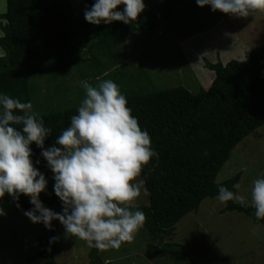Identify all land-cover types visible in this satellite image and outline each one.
<instances>
[{"label": "trees", "instance_id": "trees-1", "mask_svg": "<svg viewBox=\"0 0 264 264\" xmlns=\"http://www.w3.org/2000/svg\"><path fill=\"white\" fill-rule=\"evenodd\" d=\"M5 2L6 10L0 14V21L5 22L0 23L3 51L0 94L22 103L31 102L30 77L62 72L87 61L84 49L97 48L107 54L135 33H154L159 17L171 19L176 9L185 3L192 9L201 8L196 0H157L146 6L137 21L101 23L79 39L70 0ZM84 2L91 9L96 0ZM123 7L119 6L118 10L122 11ZM205 66L214 72L207 90L191 93L183 87H175L126 95L127 106L140 127L149 133L152 148L157 153L141 175L148 205L136 206L144 212V228L157 245L172 236L177 223L187 214L196 212L205 198H216L218 186H226L236 193L240 173L220 183L215 179L237 144L264 125V43L252 48L244 61L231 60L224 65L205 63ZM78 107L39 115L52 130L45 139V149L58 146L55 144L57 136L70 126L71 117L78 114ZM31 149L33 164L47 181L46 190L39 199L45 207L62 204L55 194L54 173L42 156V149L35 143ZM4 198L19 213L34 207L26 195L21 194L18 201L7 193ZM223 211L243 213L264 227V219L258 220L251 206L242 207L228 201ZM38 224L45 227L43 223ZM42 240L47 246L46 239ZM166 246L174 250L177 259L183 258L184 248L180 244ZM55 252L56 247L52 245L45 264H55ZM96 252L91 261L102 264L98 263ZM158 252L169 251L160 248Z\"/></svg>", "mask_w": 264, "mask_h": 264}, {"label": "rangeland", "instance_id": "rangeland-1", "mask_svg": "<svg viewBox=\"0 0 264 264\" xmlns=\"http://www.w3.org/2000/svg\"><path fill=\"white\" fill-rule=\"evenodd\" d=\"M70 1L77 37L83 39L97 25L85 20V10L90 8L84 0ZM156 1L144 3L148 6ZM5 8V0H0V14ZM157 23L154 33H135L107 54L97 48L84 49L87 61L62 72L30 77L33 110L41 115L79 106L85 96V80L95 86L110 79L125 96L175 87L191 93L207 90L214 72L205 63L244 61L252 48L264 43V13L259 11L240 18L213 12L210 5L192 9L185 3L171 19L159 17ZM237 173L236 194L251 201L253 181L264 178V125L237 144L215 182ZM146 205L143 183L136 206ZM0 207L6 213L0 216V264H45L49 255V247L42 240L46 227L16 212L4 197ZM224 207L217 198H205L196 212L177 223L173 235L161 245L143 227L131 244L104 252H96L85 241L67 234L64 226L53 220L51 238L57 237L51 241L56 247L53 260L55 264H93L91 256L96 252L102 264H264V227L243 213L224 212ZM47 208L62 214V204ZM166 244H180L183 258L177 259ZM160 248L169 252L160 254Z\"/></svg>", "mask_w": 264, "mask_h": 264}, {"label": "clouds", "instance_id": "clouds-1", "mask_svg": "<svg viewBox=\"0 0 264 264\" xmlns=\"http://www.w3.org/2000/svg\"><path fill=\"white\" fill-rule=\"evenodd\" d=\"M196 3L233 17L264 13V0ZM121 5L122 11L118 10ZM145 8L144 0H96L91 9L85 10V20L94 25L113 21L129 24L137 21ZM82 87L85 96L78 114L57 136L58 146L47 149L45 139L52 130L45 126L31 102L22 103L0 94V200L6 193L14 201L26 195L34 207L24 215L32 223H43L51 229V222L58 220L67 234L85 241L90 248L101 252L119 250L123 243L134 242L144 227L146 216L136 207L144 183L139 178L157 153L149 133L140 127L114 81L101 80L93 86L85 80ZM33 143L42 149L54 173V191L62 201V214L45 207L39 199L47 181L31 159ZM216 198L222 203L234 201L242 207L251 206L256 218L264 219V178L253 181L250 203L223 185L218 186ZM5 214L0 207V216Z\"/></svg>", "mask_w": 264, "mask_h": 264}, {"label": "water", "instance_id": "water-1", "mask_svg": "<svg viewBox=\"0 0 264 264\" xmlns=\"http://www.w3.org/2000/svg\"><path fill=\"white\" fill-rule=\"evenodd\" d=\"M50 238H51V229L46 228V237H45V239L47 241V246L49 248L52 246V242H51Z\"/></svg>", "mask_w": 264, "mask_h": 264}, {"label": "crops", "instance_id": "crops-1", "mask_svg": "<svg viewBox=\"0 0 264 264\" xmlns=\"http://www.w3.org/2000/svg\"><path fill=\"white\" fill-rule=\"evenodd\" d=\"M5 6H6V2H5ZM5 10H6V8H5ZM1 21H4V20H1ZM0 32H1V30H0ZM0 36H2V32H1V34H0ZM1 49V48H0ZM2 50V49H1ZM0 50V56H2L3 55V52Z\"/></svg>", "mask_w": 264, "mask_h": 264}]
</instances>
